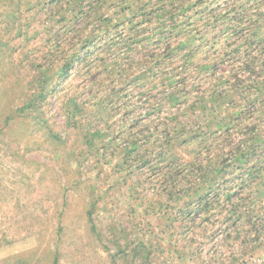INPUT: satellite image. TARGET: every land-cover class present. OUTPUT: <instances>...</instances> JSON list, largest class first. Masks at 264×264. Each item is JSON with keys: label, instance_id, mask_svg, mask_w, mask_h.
<instances>
[{"label": "trees", "instance_id": "1", "mask_svg": "<svg viewBox=\"0 0 264 264\" xmlns=\"http://www.w3.org/2000/svg\"><path fill=\"white\" fill-rule=\"evenodd\" d=\"M263 10L264 0H0V127L18 120L27 144L58 145V216L72 197L86 239L114 244L106 249L113 264H151L166 251L180 258L190 246L183 252L177 238L187 229L203 227L209 237L216 230L234 264L263 239ZM54 101L61 123L49 110ZM140 105L142 124L131 117ZM131 122L137 126L128 130ZM88 155L97 157L94 167L115 156L118 181L129 180L132 194H141L135 171L154 179L146 209L165 217L159 232L168 248L95 221L106 206L80 177ZM71 157L80 160L76 168ZM60 257L56 245L40 260L60 264ZM27 260L15 255L8 264Z\"/></svg>", "mask_w": 264, "mask_h": 264}, {"label": "rangeland", "instance_id": "2", "mask_svg": "<svg viewBox=\"0 0 264 264\" xmlns=\"http://www.w3.org/2000/svg\"><path fill=\"white\" fill-rule=\"evenodd\" d=\"M32 23L34 27L39 25L37 21ZM40 40L37 35L32 39V44ZM129 95L135 96L134 93ZM14 103L15 106L18 105V99ZM146 109L147 107L140 105L131 117L142 124L147 119ZM49 110L57 123H61V115L56 112L55 101ZM109 113L112 114V111ZM113 115L111 120L118 129L123 111L118 109ZM19 122L17 120L10 126L0 127V264H8L15 255L24 259L32 256L33 261L27 260L28 264H43L40 256L46 258L48 251L53 250L56 245L61 249L60 264H113L108 251L109 253L113 251L114 244L106 243L103 238L102 245H106V248H103L99 240L86 239L82 231L84 221L77 217L81 209L76 208V201H73L72 197L68 196L71 203L69 211L61 217L58 216L59 208L56 202L62 198L60 194L62 187L56 183L57 178L62 179V170L57 163L59 153L55 150L58 145H53L49 140L40 147H33L29 142L28 145L26 142L28 137L20 135L18 125L23 129L24 127ZM131 123L133 127L128 130H133L137 126L136 123ZM263 126L264 121L261 123V127ZM62 136H66V133ZM15 138H19L20 141ZM64 153L68 154V150L60 151V155ZM96 158L88 155L87 160L81 161L79 165L80 177L84 183L97 188L99 196L102 197L101 205L106 206L96 209L95 221L102 222L103 225L112 222L126 230L131 229L129 238L141 239L145 236L155 242L158 237L168 248V236L159 232L161 226L165 225V217L160 212L153 214L149 207L146 209L148 204L146 197L148 199L154 193L153 178L138 175L139 172L135 171L131 175L132 182L137 184V181H140L135 187L141 194H132L129 180L125 182L126 184L118 181L120 172L113 167L116 162L115 156H109L110 161L108 159L107 162L101 157L100 164L94 167L93 162ZM66 162L68 166L76 168L80 160L71 157ZM72 192L71 189L68 190L69 194ZM86 193L84 191L81 195L87 198ZM176 207L177 205L173 211H176ZM130 208L133 212L129 211ZM198 219L200 221V218ZM59 226L61 231H58ZM150 230L158 235H153ZM211 232L204 230L203 227L194 231L187 229L177 238V242L185 246H181L183 252L187 251L186 248L189 247L186 245L189 244L188 254H182L178 258V255L166 251L157 256L153 255L151 264H234L230 261L233 257L230 242L223 240L216 230L214 231L216 234L213 233L209 237ZM80 234L83 235L82 238H79ZM262 237V240L252 242L256 247L253 251L249 249L250 243L243 249L245 252L237 254L239 260L235 264H264V236ZM190 239H193V242L188 241Z\"/></svg>", "mask_w": 264, "mask_h": 264}]
</instances>
